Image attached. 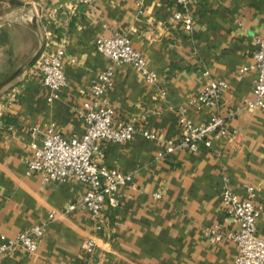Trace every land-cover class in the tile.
I'll return each instance as SVG.
<instances>
[{
  "label": "crops",
  "instance_id": "obj_1",
  "mask_svg": "<svg viewBox=\"0 0 264 264\" xmlns=\"http://www.w3.org/2000/svg\"><path fill=\"white\" fill-rule=\"evenodd\" d=\"M74 2L0 0L6 8L0 15V61L5 68L29 64L43 43L49 48L63 44L66 79L51 102L33 75L21 93L1 97L0 243L46 222L52 211L56 216L35 253L15 252L0 258V264H232L234 243H209L204 232L214 226L222 232L235 229L220 201L226 177L240 199L246 198L245 186L254 189L262 208L256 233L264 236V108H241L243 100L252 98L255 70L237 76L238 69L253 65L256 40L264 37V0H198L189 31L173 20V0H145L142 15L134 0H91L72 10ZM21 16L34 19L33 26L16 22ZM113 32L129 37L158 83L148 87L129 65L114 67L106 98L115 124L130 122L137 133L125 144L99 142L92 159L132 173V178L117 192L119 206L104 207L102 228L95 230L83 209L64 212L80 202L83 184L43 183L40 174H26L24 161L30 156L31 128L42 134L54 124L66 138L83 134L77 112L90 98V81L108 63L96 52L95 42ZM213 79L228 84L220 104L195 108L191 99ZM228 108H239L227 123L236 137L216 139L210 148L194 153L176 151L156 158L167 141L180 138L181 115L201 126ZM143 131L157 138L148 140ZM155 192L160 194L157 200L152 198ZM89 238L95 246L87 251L83 243Z\"/></svg>",
  "mask_w": 264,
  "mask_h": 264
},
{
  "label": "built area",
  "instance_id": "obj_2",
  "mask_svg": "<svg viewBox=\"0 0 264 264\" xmlns=\"http://www.w3.org/2000/svg\"><path fill=\"white\" fill-rule=\"evenodd\" d=\"M91 0H75L72 10L77 4H89ZM145 0H134L137 14H143ZM198 0H173L175 11L173 20L189 31L194 23V7ZM257 48L253 53V65L238 69L237 76L242 77L253 69L256 77L252 89V98L245 99L241 108L258 110L264 108V37L256 40ZM96 52L107 60V66L98 72L90 81V98L84 101L77 112L78 118L84 123V132L80 137L66 138L57 132L54 124H49L42 134L37 128L30 129V156L25 159L26 174H40L43 183H63L67 180L80 182L85 186L83 196L78 203L70 204L64 212L77 208L86 211L95 230H101V212L104 207L117 208L119 199L117 192L125 187L132 178V173L121 172L93 161V152L99 142L125 144L130 142L137 133L130 122L116 125L114 111L109 105L106 93L113 86L114 67L129 65L138 72L148 87H155L158 75L148 67L145 58L132 48L129 37L124 33L113 32L110 36L100 37L95 42ZM65 47L63 44L51 50L43 51L32 66V75L39 77L41 87L47 91L46 100L58 99L61 90L66 85L63 72ZM228 84L224 80H209L202 90L191 99V104L201 107H217ZM164 95V92H160ZM239 108H228L224 112L212 114L204 125L196 126L191 119L181 115L177 122L180 138L167 141L163 150L156 158L162 159L176 151L197 152L201 147L210 148L212 142L220 138H234L237 132L227 125ZM148 140H155V134L143 131ZM246 198L240 199L229 186L228 178L224 177L220 192V201L224 213L234 224L235 229L222 232L219 226H214L204 232L209 243L227 239L234 243L237 255L232 264H264V236L256 233V223L261 213V206L255 202V191L251 186H245ZM152 198H160L159 192ZM56 213L50 212L46 222L33 225L0 243V258L15 252L33 254L38 242L44 235L46 227L54 219ZM92 238L83 243V249L94 248Z\"/></svg>",
  "mask_w": 264,
  "mask_h": 264
},
{
  "label": "rangeland",
  "instance_id": "obj_3",
  "mask_svg": "<svg viewBox=\"0 0 264 264\" xmlns=\"http://www.w3.org/2000/svg\"><path fill=\"white\" fill-rule=\"evenodd\" d=\"M5 9L6 8H4L2 4H0V15ZM23 17L21 16L19 18H16L15 21L20 23H26L28 26L32 27L34 23V19H32L31 17L27 18V16H23ZM1 21L2 19L0 20V22ZM0 43H1V38H0ZM46 44L47 42L45 44L43 43L41 48L38 51H36L34 56L31 58L29 64H26L24 66L17 67L10 65L8 68H5V66L3 65L4 61L3 60L0 61V80H4L6 76L9 77L8 82L2 83L0 81V102L3 101L1 97L6 95V93H10L11 95L12 94L16 95L17 92L21 93L22 90L26 88V86L29 84L28 79L30 76H32V72H33L32 66L39 57V55L43 51L53 49V48H49V46H47Z\"/></svg>",
  "mask_w": 264,
  "mask_h": 264
},
{
  "label": "bare ground",
  "instance_id": "obj_4",
  "mask_svg": "<svg viewBox=\"0 0 264 264\" xmlns=\"http://www.w3.org/2000/svg\"><path fill=\"white\" fill-rule=\"evenodd\" d=\"M24 15V14H23ZM24 18V17H23ZM28 18V17H27ZM10 19H12V18H10ZM26 19V18H25Z\"/></svg>",
  "mask_w": 264,
  "mask_h": 264
}]
</instances>
